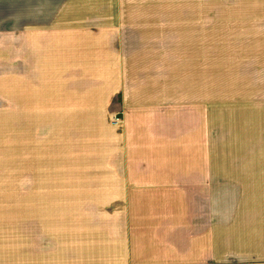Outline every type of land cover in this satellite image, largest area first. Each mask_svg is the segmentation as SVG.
Returning a JSON list of instances; mask_svg holds the SVG:
<instances>
[{
  "label": "crops",
  "instance_id": "crops-1",
  "mask_svg": "<svg viewBox=\"0 0 264 264\" xmlns=\"http://www.w3.org/2000/svg\"><path fill=\"white\" fill-rule=\"evenodd\" d=\"M210 48L231 70L219 103L206 59L192 61L202 73L190 67L188 96L142 83L147 70L131 64ZM263 63L264 0H0V113H16L17 136L28 130L16 144L30 161L24 171L19 152L0 174V264L24 263L28 222L49 263L60 202L67 254L264 264V92L241 85L264 82Z\"/></svg>",
  "mask_w": 264,
  "mask_h": 264
},
{
  "label": "rangeland",
  "instance_id": "rangeland-1",
  "mask_svg": "<svg viewBox=\"0 0 264 264\" xmlns=\"http://www.w3.org/2000/svg\"><path fill=\"white\" fill-rule=\"evenodd\" d=\"M123 11V15L121 16L122 18H124L123 20H128V21H132L134 20V8L132 9H122ZM211 42V40H210ZM182 44V43H181ZM218 43H210V46H215ZM181 46V45H180ZM183 46V45H182ZM211 53L208 55H196L195 57L192 56H185L183 55V57H176V58H171V59H146L145 61H143L142 59L139 60H133V62L131 63L133 66H135L137 72H141L143 73L144 70H147V76L146 77H139L140 81L142 83H152L155 86H159L160 84H173L175 85V83L179 84V87L182 89V94H184V92H186V96H188V91H187V82H188V74H189V69L192 70L191 68H195V75L197 76V78L199 77V73H202V70L197 69L195 67L192 66V61L197 65V64H201V60L202 59H206V63H207V74L209 75V79L211 80V93H212V99L214 100L215 103H219L222 98H224L225 94H232L234 92V90L231 89V86L229 83H226V78L229 76V71L227 72L225 71V66H226V62L227 61V54H223V53H217L216 50L210 48ZM256 55H260L259 53H255ZM254 56V58H256ZM200 60V62H199ZM264 64V63H263ZM192 66V67H191ZM191 67V68H190ZM145 68V69H144ZM248 67H239L238 69V73L242 74L240 72H243L245 70H247ZM234 69V68H232ZM226 73L228 74V76H226ZM144 80V81H143ZM251 84L256 85V89L257 91L259 90L260 92H264V82L263 80L257 79L255 81H253L251 78H245V80L242 82L241 85H247L245 86V89H249L247 87L252 86ZM245 91V90H244ZM247 91V90H246ZM167 93V92H166ZM184 95V96H185ZM182 96V95H181ZM229 97V96H228ZM9 117V118H8ZM8 117H6V114H2L0 113V121L4 120V124H0V174L3 171L6 172H11L12 174H14L15 169L18 165H16L19 163V161H17L16 159V155L17 153H22L24 152V159L21 160V164H23V167H21L22 169L24 168V171H28L29 170V160H27V149L23 148L22 145L20 144L17 145V141L20 140V142H25V133L26 131L28 132L27 129H23V135H16L17 131V120L16 119V113L13 112H9ZM6 120V121H5ZM111 123H117V124H122L123 122V115H121V113H113L111 115ZM2 125H4V127H1ZM20 138V137H22ZM58 154H60V156L62 157L63 155V150L62 148L58 149ZM57 154V156H59ZM58 170L60 172V174H64L63 171H61L63 169V161H58L57 160V166ZM64 177H57V180L59 179H63ZM12 180L10 178H8V182L5 184L8 185H12ZM8 195L9 200H12L13 203L15 201V194L12 192H9ZM61 199L63 198V193L62 194H57V199ZM24 211L26 212V205L28 206V202L24 201ZM15 204V203H14ZM13 204V206H14ZM57 207H56V222H55V239L53 240V251H54V255L52 258H50L49 263L48 264H105L103 263V260H105V257H96V256H92L90 253V251H87L88 249H81L80 252L78 253L79 256L77 255V253L75 254H70L67 252H71L73 251V249H69L67 250L65 248V243H64V237L67 234L66 231H64V218H63V210H64V205H62V203H56ZM11 210H9L10 212ZM27 214V213H26ZM28 222V219H27ZM23 236H24V244H23V248H24V263L23 264H47V262H44L43 257V253L40 252L38 253H32V244L36 242H32L30 241L31 239V224L28 222V225H25V231L23 232ZM73 236V235H72ZM7 246H12L15 247L16 244L15 243H7ZM9 249H13L10 248ZM82 251V252H81ZM102 254H103V248L101 249ZM95 252V251H94ZM74 253V252H71ZM36 254V255H34ZM41 257H40V256ZM43 259V260H42Z\"/></svg>",
  "mask_w": 264,
  "mask_h": 264
}]
</instances>
